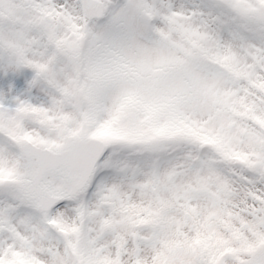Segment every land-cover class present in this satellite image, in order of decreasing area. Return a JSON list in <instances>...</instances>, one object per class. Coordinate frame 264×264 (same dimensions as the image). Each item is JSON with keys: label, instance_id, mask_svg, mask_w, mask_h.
I'll return each instance as SVG.
<instances>
[{"label": "snow or ice", "instance_id": "1", "mask_svg": "<svg viewBox=\"0 0 264 264\" xmlns=\"http://www.w3.org/2000/svg\"><path fill=\"white\" fill-rule=\"evenodd\" d=\"M0 264H264V0H0Z\"/></svg>", "mask_w": 264, "mask_h": 264}]
</instances>
